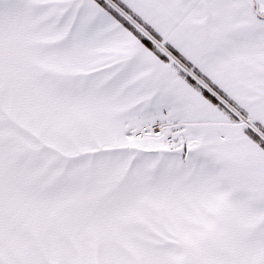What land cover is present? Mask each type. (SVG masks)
I'll return each instance as SVG.
<instances>
[{
    "label": "snow or ice",
    "instance_id": "6c2138e0",
    "mask_svg": "<svg viewBox=\"0 0 264 264\" xmlns=\"http://www.w3.org/2000/svg\"><path fill=\"white\" fill-rule=\"evenodd\" d=\"M0 264H264V0H0Z\"/></svg>",
    "mask_w": 264,
    "mask_h": 264
}]
</instances>
